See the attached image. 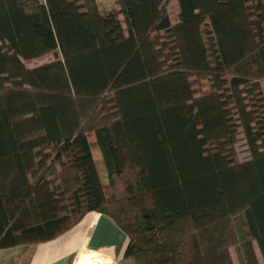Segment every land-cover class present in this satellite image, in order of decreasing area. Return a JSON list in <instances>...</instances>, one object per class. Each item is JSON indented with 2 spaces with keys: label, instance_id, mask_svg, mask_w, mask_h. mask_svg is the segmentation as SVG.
I'll return each instance as SVG.
<instances>
[{
  "label": "trees",
  "instance_id": "1",
  "mask_svg": "<svg viewBox=\"0 0 264 264\" xmlns=\"http://www.w3.org/2000/svg\"><path fill=\"white\" fill-rule=\"evenodd\" d=\"M116 4L0 0V249L96 211L134 264H259L264 0Z\"/></svg>",
  "mask_w": 264,
  "mask_h": 264
},
{
  "label": "crops",
  "instance_id": "2",
  "mask_svg": "<svg viewBox=\"0 0 264 264\" xmlns=\"http://www.w3.org/2000/svg\"><path fill=\"white\" fill-rule=\"evenodd\" d=\"M126 242L110 216L88 211L50 240L0 249V264H121Z\"/></svg>",
  "mask_w": 264,
  "mask_h": 264
},
{
  "label": "rangeland",
  "instance_id": "3",
  "mask_svg": "<svg viewBox=\"0 0 264 264\" xmlns=\"http://www.w3.org/2000/svg\"><path fill=\"white\" fill-rule=\"evenodd\" d=\"M98 5H99L100 9H102V10H107V9H110V8H114V9L118 8V6L116 4V0H98ZM166 9H167V11L170 14V17L172 19V23H174L175 18H176L175 16H176V13H177V8H176V5H175L174 1H170L167 4ZM165 38H166V42L168 43V47H169L168 50L171 53L172 58H174L175 57L174 43L172 42V40L170 38H168L167 35H165ZM52 58H53V54L51 52H49V53L44 54L40 58H33V59L29 60V61H24V64L27 67H34L36 65H39V64H41L43 62H46V61L52 59ZM260 83H261L262 90H264V79H262L260 81ZM88 139H89V141H93L94 140V136H93L92 133L89 134ZM235 150H236L237 160L243 161V160H246L249 157V153H248V150H247V148L245 146V143H244V140L242 138V134L241 133H239L237 135V142L235 144ZM92 154H93V157H94L95 161L98 163L99 167L101 168V165H100V162H101L100 154H99V151L95 147L92 148ZM234 221H235V224L237 225V227L240 228V231L237 229L238 236H240V234H242V233L244 234V226L242 224L241 216H236L234 218ZM255 251H256V256H257L259 264H264V261H262V258L260 256L256 246H255ZM229 252H230L233 264H239L236 247L234 245L230 246ZM121 264H134V263H133V260L131 258H125V259H122Z\"/></svg>",
  "mask_w": 264,
  "mask_h": 264
}]
</instances>
